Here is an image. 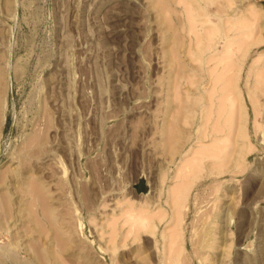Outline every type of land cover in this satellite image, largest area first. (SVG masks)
Returning <instances> with one entry per match:
<instances>
[{"label": "rangeland", "instance_id": "obj_1", "mask_svg": "<svg viewBox=\"0 0 264 264\" xmlns=\"http://www.w3.org/2000/svg\"><path fill=\"white\" fill-rule=\"evenodd\" d=\"M221 2L0 0V264H264V0Z\"/></svg>", "mask_w": 264, "mask_h": 264}, {"label": "bare ground", "instance_id": "obj_2", "mask_svg": "<svg viewBox=\"0 0 264 264\" xmlns=\"http://www.w3.org/2000/svg\"><path fill=\"white\" fill-rule=\"evenodd\" d=\"M205 3H207V4H209L210 6H212L217 12H222L224 9V6H222V2H221V0H203ZM187 2V1H186ZM186 4V3H185ZM206 4V5H207ZM188 6V5H187ZM187 8V7H186ZM185 10H187V9H185ZM252 14V16H253V18H252V20L253 21H251V24H250V22H248V24H246V23H242V21L241 20H237L236 21V24L238 23L239 24V22L243 25V24H245L246 25V28H247V30H245L246 32H245V34L247 33V38L253 33V31L254 30H257L256 29V27H257V20H258V17L257 16H255V14H254V12L253 13H251ZM245 25H243V26H240V27H244ZM215 28L217 29V30H219V31H221L222 30V26L220 25V24H217L216 26H215ZM252 37V36H251ZM247 38H245L246 39V41L248 40ZM263 38H260V37H258V38H255V37H252V39H251V42L253 41V42H260L261 40H262ZM241 40H243L244 41V39H241ZM242 42V41H241ZM244 43V42H243ZM224 58V57H223ZM225 60H226V57L224 58ZM226 97V96H225ZM226 99H227V97H226ZM229 100V99H228ZM232 100H233V97H232ZM229 140V139H228ZM217 147H219V146H217ZM216 147V148H217ZM212 148V147H211ZM215 148V145H214V147H213V149ZM205 150H207V149H204L203 148V150H201L202 152H204ZM217 150H223V148L222 149H216V152L217 153H215V155L214 156H216V154H217V156L216 157H218V154H220L219 153V151H217ZM211 152L212 153V150L211 149H208L207 150V152ZM215 152V151H214ZM205 154V156L207 155L206 153H204ZM214 154V153H213ZM212 154V155H213ZM209 155H210V153H209ZM208 156V155H207ZM198 164H200L199 162H198ZM193 166V165H192ZM199 166V165H198ZM187 182H188V180H187ZM187 182L186 183H184V184H179L180 186H178V187H176V188H174L173 190L175 191H173L174 193H177L178 194V198H180L181 199V201H183V202H181V203H184V200L186 199V194H187V189H189L188 187H187ZM177 191V192H176ZM170 192H172V190L170 191ZM172 192V193H173ZM171 193V194H172ZM177 194H176V196H177ZM173 195V194H172ZM175 196V195H174ZM173 197V198H176L177 199V197ZM172 198V197H171ZM172 198V199H173ZM179 199V200H180ZM178 199H177V201H179ZM179 202V203H180ZM177 205H180V204H178L177 203ZM184 205V204H183ZM182 206V204L180 205V207ZM178 207V206H177ZM134 208V207H133ZM132 208V209H133ZM137 208L138 207H136L135 208V210L133 209V211H132V209H131V211L129 212V214H130V217H131V219L132 220H130L131 222V226L133 227V226H136V227H138L139 226V228L140 229H142V228H144V229H146V230H148V231H153V229H154V223L152 222V219H153V216L152 217H150L148 214H146V215H142V211L141 212H136V210H137ZM183 208V207H182ZM176 209V208H175ZM178 209L179 210H181L179 207H178ZM183 211V210H182ZM182 211H178L179 213H178V215L180 214V212H182ZM144 212V211H143ZM175 214H177L176 212H174ZM143 214H145V212L143 213ZM177 215V216H178ZM179 217H180V215H179ZM178 217V218H179ZM177 218V217H176ZM139 228H137V230H139ZM135 230H136V228H134ZM177 250V249H176ZM175 253H176V251H174Z\"/></svg>", "mask_w": 264, "mask_h": 264}]
</instances>
